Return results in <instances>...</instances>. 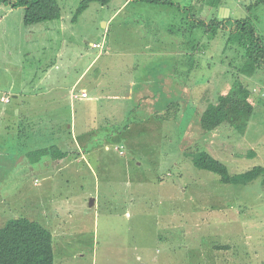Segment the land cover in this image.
<instances>
[{
  "label": "rangeland",
  "instance_id": "1",
  "mask_svg": "<svg viewBox=\"0 0 264 264\" xmlns=\"http://www.w3.org/2000/svg\"><path fill=\"white\" fill-rule=\"evenodd\" d=\"M123 1L92 2L73 20L81 0H59L65 29L62 19L26 25L23 8L0 3V226L18 216L46 226L56 264H264V175L223 183L189 154L207 150L233 174L264 166V71L244 73L241 47L221 52L227 31L203 15L187 19L189 0H134L105 29ZM223 1L264 37V0ZM167 29L204 41L198 81L182 85L179 108L151 93L126 99ZM236 75L253 91L246 132L204 131L202 112ZM84 87L90 97L73 99ZM51 145L69 154L30 159L31 149Z\"/></svg>",
  "mask_w": 264,
  "mask_h": 264
},
{
  "label": "trees",
  "instance_id": "2",
  "mask_svg": "<svg viewBox=\"0 0 264 264\" xmlns=\"http://www.w3.org/2000/svg\"><path fill=\"white\" fill-rule=\"evenodd\" d=\"M111 1L81 0L73 20L86 10L90 3L108 5ZM146 1L165 2L167 0ZM0 3L12 9L23 8L26 25L57 20L62 12L59 0H0ZM214 25L216 28L230 29L226 40L228 47L233 45L243 48V58L251 68L249 72L244 69L246 75H254L258 70L264 71V37L257 32L249 17L219 18ZM252 94V87L242 79V76L236 75L228 89L219 93L216 101L210 103L202 112L201 128L211 132L222 124H228L236 131L245 133L255 112ZM154 107L157 114L160 109L156 103ZM28 154L33 162L38 163L41 158L51 157L59 160L69 153L57 145H51L31 149ZM189 154L196 168L217 173L223 183L248 185L264 175L263 165H256L242 173L233 174L225 162L214 157L207 150L197 148ZM250 154L253 155L254 152ZM54 250L52 231L35 220L18 216L0 226V264H56Z\"/></svg>",
  "mask_w": 264,
  "mask_h": 264
},
{
  "label": "crops",
  "instance_id": "3",
  "mask_svg": "<svg viewBox=\"0 0 264 264\" xmlns=\"http://www.w3.org/2000/svg\"><path fill=\"white\" fill-rule=\"evenodd\" d=\"M134 0H124L118 9L113 12L110 15V18L104 22L103 26L108 28L109 22L114 23V21L117 18V15L121 9H123L124 6L129 5ZM146 1V0H143ZM217 1V0H214ZM212 0H204L206 3L205 7H198L199 0H189L186 1V7L185 11L188 13V15L191 18H187L190 20H196L198 19L199 15H203L205 19L207 20L206 24L213 26V29H216V26L214 25L217 21V19L221 18H229L230 16H233L236 14V10L234 7L230 6L229 4H226L225 1L220 0L213 4L214 2ZM150 2V1H147ZM151 3H157V4H164L168 6H174L173 0H167L165 2H151ZM61 6V5H60ZM196 6V10H195ZM61 17L62 19V27H60L58 24L55 25L56 28L60 27L65 29V25L63 24V19L65 18L63 13V8L61 7ZM181 12H184L181 10ZM194 13V14H193ZM196 18V19H195ZM181 20H185L184 18H181ZM72 20V19H71ZM150 21V20H149ZM73 22V21H72ZM198 22V21H197ZM203 22V21H201ZM205 23V22H203ZM144 26H146L144 31H152L154 27V20L149 23H144ZM151 27V29L148 30L147 27ZM224 26V25H223ZM220 28V27H219ZM222 30H226L227 33H230L229 28L221 27ZM136 31H140L137 29ZM167 31H170L171 34L170 38L168 39H162L159 38L157 40L158 47H156L154 50H152L155 54H152L154 57V60L151 63H145V70L146 72L142 74L139 77H135L131 82H129L130 87H133L134 90H129V93L126 94V99H140L141 101L144 100L145 97H148V95H145L147 93L152 94V98L156 99L158 101L159 99H162L163 106L169 107V105H176L179 104L178 101L181 98V93L183 90V86H186L187 84L194 83L198 81L199 78V66L200 63L198 62L199 53L207 52L206 50L202 49V42L204 41H198L193 40V38L188 37V30L185 29L183 32L180 31V38L179 34L176 35L175 32L171 29H167ZM148 32V34H149ZM150 36H155L156 34H149ZM163 36V35H162ZM174 37V38H173ZM172 38V39H171ZM156 38H154L155 40ZM104 42V41H103ZM97 43V42H96ZM99 43V42H98ZM109 43V41H108ZM151 44H147L146 50H150ZM228 48L227 45H224L223 48H221V52H225V50ZM239 49V48H236ZM108 50H111L110 48ZM108 50L106 52H108ZM144 50V52L146 51ZM219 49L215 51H219ZM101 53L95 56V58L92 60L94 61L100 57ZM102 56V55H101ZM208 67L212 68L211 73H214L213 66L208 62ZM140 66V65H139ZM148 67L152 69H148ZM154 68H157L159 71V74H156V71L153 70ZM134 70V69H133ZM211 74L208 72L207 76L209 77ZM211 83V82H209ZM183 85V86H182ZM82 90H87L86 87H84ZM15 96L14 98H16ZM90 97L88 94V97L86 98H77L76 100H86ZM157 106V105H156ZM141 107L140 104H138V108ZM159 107V106H157ZM181 107V105H178V108ZM159 109H161L159 107ZM162 112H158L159 115ZM75 124H72V128ZM86 133L84 136L86 137ZM94 203H96V199L94 200ZM155 259V258H154ZM134 262V261H133ZM132 262V264H133ZM128 264V263H127Z\"/></svg>",
  "mask_w": 264,
  "mask_h": 264
},
{
  "label": "built area",
  "instance_id": "4",
  "mask_svg": "<svg viewBox=\"0 0 264 264\" xmlns=\"http://www.w3.org/2000/svg\"><path fill=\"white\" fill-rule=\"evenodd\" d=\"M94 46L101 47V44L96 43ZM72 98L77 99V98H86L88 97V93L86 90H80V92H71Z\"/></svg>",
  "mask_w": 264,
  "mask_h": 264
},
{
  "label": "water",
  "instance_id": "5",
  "mask_svg": "<svg viewBox=\"0 0 264 264\" xmlns=\"http://www.w3.org/2000/svg\"><path fill=\"white\" fill-rule=\"evenodd\" d=\"M93 202H94V200H91V203H90L91 206H92Z\"/></svg>",
  "mask_w": 264,
  "mask_h": 264
},
{
  "label": "clouds",
  "instance_id": "6",
  "mask_svg": "<svg viewBox=\"0 0 264 264\" xmlns=\"http://www.w3.org/2000/svg\"><path fill=\"white\" fill-rule=\"evenodd\" d=\"M72 92V91H71Z\"/></svg>",
  "mask_w": 264,
  "mask_h": 264
}]
</instances>
